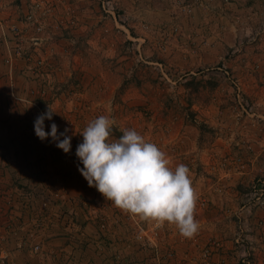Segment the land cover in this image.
Segmentation results:
<instances>
[{"label": "rangeland", "instance_id": "374dc122", "mask_svg": "<svg viewBox=\"0 0 264 264\" xmlns=\"http://www.w3.org/2000/svg\"><path fill=\"white\" fill-rule=\"evenodd\" d=\"M101 115L189 167L193 238L88 186ZM0 264H264V0H0Z\"/></svg>", "mask_w": 264, "mask_h": 264}, {"label": "clouds", "instance_id": "9594fccd", "mask_svg": "<svg viewBox=\"0 0 264 264\" xmlns=\"http://www.w3.org/2000/svg\"><path fill=\"white\" fill-rule=\"evenodd\" d=\"M54 113L48 107L36 118L35 135L41 141L50 136L67 154L72 140L69 130L58 134L55 123L50 132L44 130V121L51 120ZM116 123L114 117L101 115L79 133L83 141L75 155L88 186L129 215L174 225L182 237L193 238L200 225L195 219L198 195L189 167L183 163L170 167L166 153L135 129L122 128V135L115 138Z\"/></svg>", "mask_w": 264, "mask_h": 264}]
</instances>
